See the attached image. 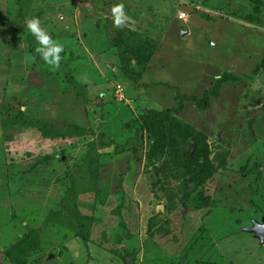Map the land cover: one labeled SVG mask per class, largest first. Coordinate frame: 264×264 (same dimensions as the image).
Instances as JSON below:
<instances>
[{"label": "rangeland", "instance_id": "374dc122", "mask_svg": "<svg viewBox=\"0 0 264 264\" xmlns=\"http://www.w3.org/2000/svg\"><path fill=\"white\" fill-rule=\"evenodd\" d=\"M33 17L64 46L58 68ZM225 72L239 79L207 109L181 98ZM153 110L177 130L136 124ZM255 223L264 0H0V264H264Z\"/></svg>", "mask_w": 264, "mask_h": 264}, {"label": "trees", "instance_id": "16d2710c", "mask_svg": "<svg viewBox=\"0 0 264 264\" xmlns=\"http://www.w3.org/2000/svg\"><path fill=\"white\" fill-rule=\"evenodd\" d=\"M239 77L237 76H233L231 74L226 73L223 74V76L219 79L218 84H216L214 86V88H211L210 90H205L206 92H204V98L200 99V98H196L195 96H181V98H183L185 101H191L194 102L196 106H198L199 108H203V109H207L209 106V102H210V97H218L221 93V89H222V84L226 83L227 81H236L238 80ZM167 118V117H166ZM161 113H159L157 110H153L151 112H148L147 114H145L142 117V121H136V124L139 126V122L142 123V129L143 128H148V130H160L162 134H171L172 132L177 130V126L176 125H168V120L166 119ZM175 119V118H174ZM178 123L181 124V121L176 120ZM10 125H20V127H28V126H32V122L30 121V118H6V120H4V124L3 126L5 128H7ZM187 125V124H186ZM54 132V131H52ZM51 134V133H50ZM49 134V135H50ZM53 135V134H51ZM191 170H189L190 172ZM200 174V177L201 178ZM195 177V176H194ZM203 179V178H201ZM191 181H193V178L191 179ZM196 201H198V196H196L195 198ZM79 216V214L77 215ZM80 218V216H79ZM78 218V219H79ZM33 232V231H31ZM31 237L33 239H35L37 237L38 240H36L35 242V246L40 238L42 239L43 237V233L42 231H37L35 230L33 233H31L30 236V232L25 234L24 236H22V238L20 239V243L17 244V246H14L15 251L13 252V256L17 255V256H24L26 251L29 248H32V246L34 245V243H31ZM9 257V256H8Z\"/></svg>", "mask_w": 264, "mask_h": 264}, {"label": "clouds", "instance_id": "9594fccd", "mask_svg": "<svg viewBox=\"0 0 264 264\" xmlns=\"http://www.w3.org/2000/svg\"><path fill=\"white\" fill-rule=\"evenodd\" d=\"M112 13L116 27L123 26L128 20L123 4L115 5L112 8ZM27 27L40 45L36 51L41 54L42 59L49 65L58 68L62 59L60 53L64 51V46L54 41L52 36L41 27L40 19L38 17L30 19Z\"/></svg>", "mask_w": 264, "mask_h": 264}, {"label": "water", "instance_id": "95a60500", "mask_svg": "<svg viewBox=\"0 0 264 264\" xmlns=\"http://www.w3.org/2000/svg\"><path fill=\"white\" fill-rule=\"evenodd\" d=\"M250 231L255 232L261 242L264 243V224L255 223V226Z\"/></svg>", "mask_w": 264, "mask_h": 264}, {"label": "crops", "instance_id": "0c3cea01", "mask_svg": "<svg viewBox=\"0 0 264 264\" xmlns=\"http://www.w3.org/2000/svg\"><path fill=\"white\" fill-rule=\"evenodd\" d=\"M175 59H176V58H175ZM175 59H174L172 62H175ZM175 63H176V62H175ZM175 63H173V64H175ZM176 65H178V64L176 63ZM175 69H176V68H175ZM175 69H174V70H175ZM194 74H195V78H194V79H195L196 81H201V80H202V77L204 76L203 74H205V73L202 74V73L200 72V73H194ZM43 235H44V234H43Z\"/></svg>", "mask_w": 264, "mask_h": 264}, {"label": "built area", "instance_id": "2783aa9c", "mask_svg": "<svg viewBox=\"0 0 264 264\" xmlns=\"http://www.w3.org/2000/svg\"><path fill=\"white\" fill-rule=\"evenodd\" d=\"M184 16H185L184 14L180 15L181 18L184 17Z\"/></svg>", "mask_w": 264, "mask_h": 264}]
</instances>
